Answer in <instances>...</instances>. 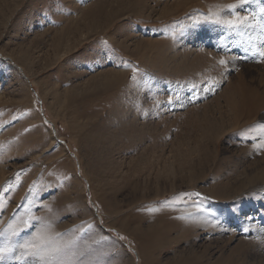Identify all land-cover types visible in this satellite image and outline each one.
<instances>
[{
    "label": "rangeland",
    "instance_id": "1",
    "mask_svg": "<svg viewBox=\"0 0 264 264\" xmlns=\"http://www.w3.org/2000/svg\"><path fill=\"white\" fill-rule=\"evenodd\" d=\"M235 2L0 0V229L44 217L79 264H264V28L194 23Z\"/></svg>",
    "mask_w": 264,
    "mask_h": 264
},
{
    "label": "snow or ice",
    "instance_id": "2",
    "mask_svg": "<svg viewBox=\"0 0 264 264\" xmlns=\"http://www.w3.org/2000/svg\"><path fill=\"white\" fill-rule=\"evenodd\" d=\"M248 3L249 0H236L235 3L227 5L211 6L208 14H202L201 19L194 21V23L215 24L233 33L250 29L253 26L264 28V24H261L258 19V15H264V7L260 8L258 13L240 14L239 10H242ZM249 43L251 44V42ZM251 49L257 56L264 58V47L251 44ZM228 63L229 61L224 58L219 60L220 65H227ZM136 72L137 70L133 69V80L137 78ZM208 90H212L211 82H209ZM168 99L169 102H172L173 97L169 96ZM254 147L257 149L264 148V138L255 143ZM194 208L197 214L204 213L210 216L199 204L194 205ZM151 210L148 209V211ZM207 222L215 223L212 219ZM249 227L250 225L244 227L243 231L248 232ZM259 231L264 233V228ZM64 235V233L54 231L52 223L44 217L30 215L18 225L13 224L10 220L5 228L0 229V260L7 255L16 261H28L29 264H79L75 252L72 251L74 242L64 240Z\"/></svg>",
    "mask_w": 264,
    "mask_h": 264
},
{
    "label": "bare ground",
    "instance_id": "3",
    "mask_svg": "<svg viewBox=\"0 0 264 264\" xmlns=\"http://www.w3.org/2000/svg\"><path fill=\"white\" fill-rule=\"evenodd\" d=\"M254 109V108H253ZM249 111V110H248ZM252 113V112H251ZM249 114V113H248ZM251 115V114H250Z\"/></svg>",
    "mask_w": 264,
    "mask_h": 264
}]
</instances>
